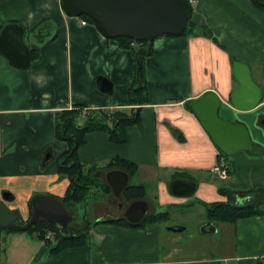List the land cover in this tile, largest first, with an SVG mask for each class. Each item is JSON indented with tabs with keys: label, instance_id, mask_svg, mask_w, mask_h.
<instances>
[{
	"label": "crops",
	"instance_id": "0c3cea01",
	"mask_svg": "<svg viewBox=\"0 0 264 264\" xmlns=\"http://www.w3.org/2000/svg\"><path fill=\"white\" fill-rule=\"evenodd\" d=\"M194 1L189 19L193 27L187 35L161 36L149 45L151 54L143 60L148 104L140 107L139 125L126 130V143L113 144L105 132H90L77 150V161L84 169L97 167L103 178L108 171L120 170L104 169L114 159L133 164L131 176L120 170L128 174V186L139 177L135 186L154 190L152 198L143 199L149 205L144 219L170 213L173 205L205 211V205L228 201L262 213L228 224L199 222L195 235L208 241L209 254L207 247H186L188 239L197 240L195 235L168 234L169 219L138 228L95 224L124 218L129 205L122 200L121 207L111 193L101 192L102 200L92 194L84 205L86 212L93 211V220L79 223L72 218L69 223L71 228L87 227L81 246L49 256L52 241L47 246L27 233L5 237V244H36L27 264H264V151L222 157L185 107L187 101L214 92L221 101L219 117L243 123L252 144L264 150V13L249 0ZM10 22L21 25L26 47L38 55L30 68L20 70L0 54V198L8 193L12 199L4 204L25 221L35 197L59 200L68 187L57 173L56 161L67 146L56 141V114L80 106L83 114L129 111L133 50L146 51L148 46L122 48L84 19L66 16L60 0H0V28ZM231 60L250 66L261 90L262 100L251 111L238 112L230 105V93L238 88ZM99 77L111 83L110 94L98 89ZM220 161L228 166L226 180L213 173ZM176 181L192 183L193 193L171 195L169 187ZM209 224L212 229L203 233Z\"/></svg>",
	"mask_w": 264,
	"mask_h": 264
},
{
	"label": "water",
	"instance_id": "95a60500",
	"mask_svg": "<svg viewBox=\"0 0 264 264\" xmlns=\"http://www.w3.org/2000/svg\"><path fill=\"white\" fill-rule=\"evenodd\" d=\"M63 13L72 18L88 17L96 30L106 39L128 38L132 41L151 43L161 36L179 37L187 27V16L183 0H60ZM23 29L16 24L6 25L0 31V54L17 69L30 68V54L23 40ZM232 74L238 84L229 96L235 111L248 112L257 107L262 100L260 88L254 83L250 66L231 60ZM98 89L111 93V83L102 77L97 78ZM198 119L215 147L226 157L246 152L252 156L261 155L263 149L252 144L248 130L243 123L221 119V101L214 92H206L195 100L185 103ZM50 157L44 158V165ZM105 183L113 198L123 205L121 194L127 188L129 176L120 170H111L104 175ZM194 191L190 182L176 181L169 187L173 196L186 197ZM12 199L8 193L0 198V230L25 232L35 221L46 220L56 226L57 232L65 236L73 216L68 215L61 203L50 197L37 196L31 202L32 213L26 224L21 225L20 214L6 207L5 201ZM149 211L145 200L133 201L125 208L123 217L130 224L141 222ZM209 228V229H208ZM170 233L186 231L182 226L165 228ZM211 225L202 227L208 233ZM69 237L71 235H68Z\"/></svg>",
	"mask_w": 264,
	"mask_h": 264
},
{
	"label": "trees",
	"instance_id": "16d2710c",
	"mask_svg": "<svg viewBox=\"0 0 264 264\" xmlns=\"http://www.w3.org/2000/svg\"><path fill=\"white\" fill-rule=\"evenodd\" d=\"M185 5V11L187 16V27L183 33L179 36L187 35L191 28L193 27L189 19L191 16V6L189 4L190 0H183ZM256 8L264 13V0H249ZM86 22L93 25L92 21L86 17L81 16ZM17 24L15 22H10L9 24ZM19 25V24H18ZM21 26V25H20ZM4 27L0 28V31ZM165 37H174L166 35ZM119 45L122 48H129L130 45H141L148 46L146 51L133 50L134 59V72L131 78V84L128 89L127 94V104L126 106L131 107L129 111H88L87 113H82V106L76 107L70 110L60 111L56 114V126H55V138L56 141H60L66 144L67 150L57 159V173L60 177L65 178L68 181V187L65 195L58 201L61 203L62 207L65 209L68 215H73L75 212V206L80 203L86 204L88 198L92 194L98 192L105 193V195H110L111 190L109 186L105 183L102 176H98L97 167L84 169L77 161V150L84 143V137L90 132H105L111 143L122 145L127 141L126 130L129 127L137 126L140 122L139 111L140 107L148 104V94L147 86L144 72V58L151 54V43L132 41L128 38H116ZM30 61L34 63L38 61V55L33 50H29ZM221 156L226 158L225 155L221 153ZM120 169L126 171L130 176L135 172L136 167L133 164L127 163L120 159H114L110 161L104 169ZM103 169V170H104ZM229 173V172H228ZM144 187L138 185H129L122 192V200L128 204L133 201L145 199ZM103 196V195H102ZM29 217L27 220L23 221L20 219L19 224L24 225L30 218L32 213L31 202L29 203ZM204 217L206 223H234L239 219H246L258 216L262 213L261 210L254 208L253 206H239L233 201L224 203H213L204 206ZM169 212L160 213L157 215H152L146 217L143 222L139 224H130L124 218L116 220H107L96 222L95 224H115L121 225L129 228L142 227L145 223H160L168 220ZM70 225V224H69ZM86 227L71 228L68 226V235L62 236L57 230L56 226L50 222L39 219L35 221L25 232L31 237L39 241H43L49 245V242L45 239L48 233L53 236V243L55 245L47 250L49 256L57 255L58 253L68 248H75L83 245L86 238ZM0 232L5 233H20L17 231H6L0 230ZM20 233V234H21Z\"/></svg>",
	"mask_w": 264,
	"mask_h": 264
},
{
	"label": "rangeland",
	"instance_id": "374dc122",
	"mask_svg": "<svg viewBox=\"0 0 264 264\" xmlns=\"http://www.w3.org/2000/svg\"><path fill=\"white\" fill-rule=\"evenodd\" d=\"M138 180L140 181L141 179L138 177ZM138 180L133 179L132 184L134 185L135 182H138ZM144 181L142 182H148L150 181L146 179H142ZM222 184L227 185L226 182H223ZM151 186L149 188H145L144 194L145 198L146 197H153V192L154 190H151ZM99 195L102 196L101 192H98L94 195V199L97 200H102L99 198ZM85 207L82 203L76 206L75 212L73 215V220L76 222H83V220H86L90 218L93 220L92 214L93 211L91 208L87 209V212L85 210ZM170 213L168 215L169 220L167 221V227L170 226H182L186 228L185 232H180L179 234H173V233H168L171 235H179V237H184V236H192L195 235V233H198V223L201 221H206L205 217L203 218L204 215V210L200 207H191L189 205L183 204V205H173L170 207ZM161 211H164V209H161ZM158 210V212H161ZM72 220V223H73ZM166 227V228H167ZM15 234V233H14ZM11 235V233H5V232H0V264H27L29 261V257L31 254H33L34 249L36 247V244H26L24 241L20 242L19 244H11L10 241H8L6 244L3 241L5 237H8ZM17 235V234H15ZM198 235V234H197ZM196 236V235H195ZM18 236H15L17 238ZM199 236H196L194 240L191 241L190 239L187 240L186 247L187 248H194V247H203V248H208L209 249V254L211 249L208 241L204 240H199L201 238H198ZM54 240V239H52ZM8 244V245H7ZM213 256V255H210Z\"/></svg>",
	"mask_w": 264,
	"mask_h": 264
},
{
	"label": "built area",
	"instance_id": "2783aa9c",
	"mask_svg": "<svg viewBox=\"0 0 264 264\" xmlns=\"http://www.w3.org/2000/svg\"><path fill=\"white\" fill-rule=\"evenodd\" d=\"M194 0H190V5L194 4ZM82 25H85V22L81 23ZM213 173H215L221 180H226L228 178V171H227V165L224 162H219L217 165L213 168ZM46 239L50 240V235H46Z\"/></svg>",
	"mask_w": 264,
	"mask_h": 264
},
{
	"label": "flooded vegetation",
	"instance_id": "af4514ba",
	"mask_svg": "<svg viewBox=\"0 0 264 264\" xmlns=\"http://www.w3.org/2000/svg\"><path fill=\"white\" fill-rule=\"evenodd\" d=\"M117 203H119V202H117ZM118 206H119V205H118ZM125 208H126V207H125ZM125 208H124L123 210H125ZM68 226H69V224H68ZM68 226H67V227H68ZM86 228H87V227H86ZM66 235H68V234H66Z\"/></svg>",
	"mask_w": 264,
	"mask_h": 264
}]
</instances>
